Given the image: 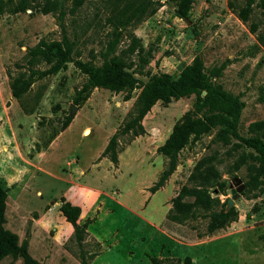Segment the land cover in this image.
<instances>
[{"label": "rangeland", "instance_id": "1", "mask_svg": "<svg viewBox=\"0 0 264 264\" xmlns=\"http://www.w3.org/2000/svg\"><path fill=\"white\" fill-rule=\"evenodd\" d=\"M151 1L158 4L152 16L137 14L132 21L135 24L119 27L124 35L134 34L139 38L145 52L151 56L141 68L147 76L135 75L142 85L132 91L128 101L124 98L125 92L95 88L87 100L75 105L74 100L89 82L82 66L102 64L101 52L105 50L108 34L115 29L108 20L115 16L128 18V10L116 14L132 0H0V87L11 94L12 82L29 83L19 99L12 97L13 101H5L3 111L6 115L12 113L11 102H16L26 115H35L27 125L21 122L19 125L34 128L36 123L37 129L43 128L40 130L50 138L62 131L66 118L77 116L78 127L66 136L65 151L72 145L69 154L75 155L78 149L74 145L79 142L81 149L89 150L101 147L107 139L108 150L103 157L117 158L118 171H113L111 179L100 185L120 189L121 194L116 198L122 201L126 196L131 203L141 198L139 189L153 179L156 169L163 167V173L168 168V159L157 149L165 143L175 123L193 110L196 100L195 95L169 103L159 100L141 116L147 98L143 84L151 75L165 74L175 81L182 70L198 58L206 73L212 68H221L216 82L242 102L238 120L241 137H249L250 123L264 121V8L261 1L257 0L252 6L246 22L238 16L246 0H191L189 6L181 4L182 7L178 5L180 0ZM229 1L236 4L235 9L228 7ZM179 8L185 10V16L179 14ZM64 38L70 46L67 62L57 73L45 74L50 65L41 55L33 57L32 51L36 47L45 50L54 43L65 47ZM127 44L125 37L119 48ZM128 58L134 61L133 69L140 64L135 56ZM72 105L77 108L74 115H71ZM13 122L17 120L14 118ZM85 124L91 127L92 133L88 136L87 128L83 135L88 137L82 138L79 131ZM216 131L212 129L198 140L190 141L178 153L176 168L164 183L166 189L160 191L149 203L148 211L141 214L145 216L153 210L158 217L165 211L163 203L171 205V200L183 188L196 186L192 179L195 168L205 160L212 166L213 177L224 185L223 194H216L214 188L210 190L211 196L218 197L227 208L234 207L238 220L224 230L201 237L215 236L219 240L206 245L203 253L193 244L199 240L198 235L206 231L207 215H197L183 223L165 221L162 229L173 237V242L159 231L158 220L152 219L155 226H149L131 215L128 225L126 223L121 230L124 234L122 253L131 251L133 255L124 263L117 255L110 254L111 264H150L145 257L148 252L154 256L161 253L158 257L170 254L180 257V263L172 260L167 264H184L187 257L190 260L195 257V264H264V176L260 177L262 183L258 187L245 186L234 199L228 186L232 184L235 189L233 180L236 178L246 185L255 153L244 146L237 147L236 140L228 146L214 142ZM183 201L192 203L193 199ZM98 225H108L110 231L116 226L110 224L109 218ZM176 240L178 243H174ZM88 249L89 252L96 250L94 246ZM73 251L79 254L77 246Z\"/></svg>", "mask_w": 264, "mask_h": 264}, {"label": "crops", "instance_id": "2", "mask_svg": "<svg viewBox=\"0 0 264 264\" xmlns=\"http://www.w3.org/2000/svg\"><path fill=\"white\" fill-rule=\"evenodd\" d=\"M12 99L10 92L0 87V185L6 191L4 229L17 236L19 245L27 242L28 253L34 260L41 264H80L82 253L85 259L91 258L88 264H111L110 254H115L125 263L133 253H122L124 234L121 230H124L131 215L149 226L154 225L152 219L158 220L159 231L173 242V237L162 229L171 208L169 203H163L165 211L158 217L153 210L145 216L141 214L148 211L151 200L166 189L163 186L155 193L149 191L160 177L163 167L155 170L152 180L143 183L139 189L142 196L135 203H131L126 196L121 201L116 198L121 194L120 189L111 190L100 185L118 171V164L102 156L107 139L101 147L89 150L81 149L79 142L74 145L78 149L75 155L69 154L72 145L69 151H65V138L73 128L77 129V116L54 137H45V132L40 130L43 128L38 130L36 123L34 128L19 125V122L27 125L35 115H26L16 102H11L12 113L6 115L2 106ZM14 118L17 123L13 122ZM87 128L90 130L88 136L91 135V127L85 124L79 131L82 138L88 137L83 135ZM100 169L103 171L101 174L97 172ZM62 198L80 208L78 225L87 223L82 245L74 240V226L60 212ZM106 218L110 219V224H116L111 231L108 225H98L104 223ZM217 241L215 236L199 238L193 245L205 253L203 248ZM75 245L79 248L78 255L73 251ZM89 246H94L96 250L89 252ZM160 254L154 256L148 252L145 257L150 264V257L180 259L172 254L158 257ZM191 261L195 264L197 259L193 257ZM12 263L24 264L21 257L14 259L10 255L0 261V264Z\"/></svg>", "mask_w": 264, "mask_h": 264}, {"label": "trees", "instance_id": "3", "mask_svg": "<svg viewBox=\"0 0 264 264\" xmlns=\"http://www.w3.org/2000/svg\"><path fill=\"white\" fill-rule=\"evenodd\" d=\"M257 0H246L244 7L238 12L241 21L246 22L252 6ZM261 6L264 8V1L260 0ZM135 2V3H134ZM185 4L189 6L191 0H180L178 5ZM120 5L117 6V8ZM179 7V6H178ZM182 7V6H181ZM228 7L235 9L236 4L229 1ZM158 9V4L151 0H132L127 2L125 6L119 9L118 15L123 10L129 11V17L123 19L115 16L108 22L115 26V29L108 34V40L105 44V50L101 52L102 64L97 67L95 65L82 66L84 73L89 76V82L82 88L79 96L74 100L75 105L83 103L89 97L95 88H102L114 92H125V100L130 99V94L142 82L135 75H143L141 68L149 62L150 54L140 44L139 38L134 34H123L126 25L135 24L134 19L137 14H143L145 17L152 16ZM179 14L183 17L186 15L185 10L179 8ZM137 20L136 22H138ZM128 40L125 48L120 49L119 45L123 38ZM61 43H54L46 46L45 50L36 47L32 51V56L41 55L43 60L50 65L45 74H55L67 62L70 53L68 40L64 38ZM135 56L140 63L135 66L134 61L128 60L129 56ZM148 74V73H146ZM221 76V68H212L209 72H204L201 61L196 58L191 65L186 66L177 80H172L169 76L151 75L149 80L143 84L144 94L147 96L144 109L141 112L143 116L149 108L156 102L162 101L169 103L171 100L181 98H189L196 96L193 104V110L186 112L173 126L172 132L165 143L157 149V152L168 159V168L163 171L158 181L150 188L151 193H155L164 186L169 175H171L177 164L178 153L190 142L198 140L202 135L216 129L214 142L221 143L224 146L232 144L233 140L238 141L237 147L244 146L252 149L253 162L249 179L245 186L258 187L264 176V121H255L249 124V137L243 138L238 133V120L242 109V102L232 94L226 92L223 86L217 83V79ZM28 82L19 84V81L12 82L11 94L15 99H19L21 94L27 90ZM204 93V94H203ZM203 94V95H202ZM73 117H68L62 124L64 130ZM108 147L105 148L102 156L106 153ZM113 163L117 162V158H112ZM212 166L208 161L202 160L195 168L193 178L196 186L192 188H183L178 195L171 200V208L167 214V220L175 223H183L188 219L196 218L197 215L206 216L209 222L204 234L198 235V238L209 236L219 230L228 228L232 223L238 220V212L234 207L227 208L226 203H221L218 197H212L210 190L216 188V194H223L224 185L212 175ZM192 198V203H186L183 200ZM6 191L0 185V261L6 256L13 258L21 257L24 264H41L34 260L28 253L27 242L18 244L17 236L10 231L4 229V212H5ZM61 214L74 226V240L78 245H82V241L86 237L87 223L80 226L77 221L80 216V208L72 206L70 203L61 199ZM199 213V214H198ZM203 213V214H201ZM80 264H88L82 254ZM180 263V259H159L150 257L151 264H167L169 262ZM190 258H185L184 264H190Z\"/></svg>", "mask_w": 264, "mask_h": 264}, {"label": "water", "instance_id": "4", "mask_svg": "<svg viewBox=\"0 0 264 264\" xmlns=\"http://www.w3.org/2000/svg\"><path fill=\"white\" fill-rule=\"evenodd\" d=\"M76 106H71V115H74V112L76 111ZM235 189L233 188V185H229L228 187L231 189V193L233 194V198L237 199L240 195V193L245 189L244 183L241 181V179L236 178L233 180Z\"/></svg>", "mask_w": 264, "mask_h": 264}]
</instances>
